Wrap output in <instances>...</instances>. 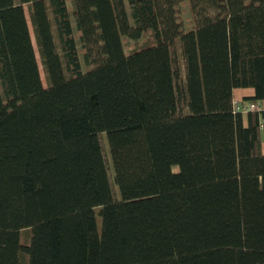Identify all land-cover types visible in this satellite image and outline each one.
Returning a JSON list of instances; mask_svg holds the SVG:
<instances>
[{"label":"trees","instance_id":"trees-1","mask_svg":"<svg viewBox=\"0 0 264 264\" xmlns=\"http://www.w3.org/2000/svg\"><path fill=\"white\" fill-rule=\"evenodd\" d=\"M44 1L0 0V264H264V0H48L60 53Z\"/></svg>","mask_w":264,"mask_h":264},{"label":"rangeland","instance_id":"rangeland-1","mask_svg":"<svg viewBox=\"0 0 264 264\" xmlns=\"http://www.w3.org/2000/svg\"><path fill=\"white\" fill-rule=\"evenodd\" d=\"M13 1L16 2L17 0H13ZM68 4L72 5V1L71 0L68 1ZM44 7H45L47 19H48V24H49V27H50V30H51V36H52V41H53L54 48H55V50L57 52L60 53L61 50H60L59 40H58V37H57V32H56V28H55V24H54V20H53V15H52V13L50 11V8L48 6V0L44 1ZM183 8H185V12L183 13V19H184V22H185V26H191L193 24V22H192V18L190 17L189 7H188V5H184ZM25 9H26L28 20H29V25H30V29H31L34 45H35V48H36V53H37V58H38V62H39L40 69H41L42 78H43L44 83L47 84V79H46V75H45V72H44L41 55H40V52H39V49H38V45H37V41H36V37H35V32H34L33 24H32L31 17H30L29 7L27 5H25ZM73 25H74V30L76 31L77 25H76L75 18H73ZM138 41L140 43L141 42L142 43L148 42L149 41L148 34H146L144 38H141L139 40H134V39L130 40V42H131V45H130L131 47L130 48H132L133 46H135V47L139 46V42ZM77 45H78L79 48L81 47V42H80V38L79 37H77ZM80 56H81V59H82V66L84 67L85 66V62H84V53H83V51L80 52ZM173 169L174 170H178V165H174ZM98 224L99 225L101 224V220H100L99 216H98ZM22 241L23 242L28 241V240H26L24 233H22Z\"/></svg>","mask_w":264,"mask_h":264},{"label":"built area","instance_id":"built-area-1","mask_svg":"<svg viewBox=\"0 0 264 264\" xmlns=\"http://www.w3.org/2000/svg\"><path fill=\"white\" fill-rule=\"evenodd\" d=\"M234 110L248 112L252 110L264 111V99L245 100L244 98L236 99L234 102Z\"/></svg>","mask_w":264,"mask_h":264},{"label":"crops","instance_id":"crops-1","mask_svg":"<svg viewBox=\"0 0 264 264\" xmlns=\"http://www.w3.org/2000/svg\"><path fill=\"white\" fill-rule=\"evenodd\" d=\"M255 93L254 87H237L235 88V97L240 99L246 96L253 95Z\"/></svg>","mask_w":264,"mask_h":264}]
</instances>
